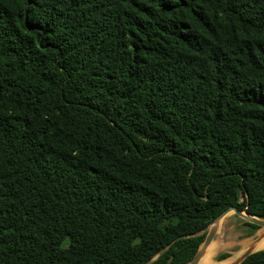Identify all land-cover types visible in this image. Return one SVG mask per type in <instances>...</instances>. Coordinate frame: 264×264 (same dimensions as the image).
Instances as JSON below:
<instances>
[{"label":"trees","instance_id":"trees-1","mask_svg":"<svg viewBox=\"0 0 264 264\" xmlns=\"http://www.w3.org/2000/svg\"><path fill=\"white\" fill-rule=\"evenodd\" d=\"M232 207L264 219V0H0V264H146Z\"/></svg>","mask_w":264,"mask_h":264},{"label":"water","instance_id":"water-1","mask_svg":"<svg viewBox=\"0 0 264 264\" xmlns=\"http://www.w3.org/2000/svg\"><path fill=\"white\" fill-rule=\"evenodd\" d=\"M229 213H234L237 217H239L243 222H247L250 224L256 225L258 228L257 230L250 235L249 237H246V241H249L252 245L246 252L243 254L242 258L235 262L234 264H241L246 258H248L250 255L258 252V251H253V245L262 239H264V219L252 216L250 215L246 210H239L238 208L232 207L229 208L228 210L224 211L220 216H218L205 230L202 232H199L197 234H192V235H187V236H182L178 239L182 238H188V237H193V236H201L206 234L205 241L203 244L200 246L197 254L195 257L187 264H198L203 257L206 249L208 246L211 244V242L214 240L217 231H218V224L220 220L226 216ZM178 239L174 240L172 243L167 245L163 250H161L151 261L147 262L146 264H152L155 260L159 258V256L169 250L172 244H174Z\"/></svg>","mask_w":264,"mask_h":264},{"label":"bare ground","instance_id":"bare-ground-1","mask_svg":"<svg viewBox=\"0 0 264 264\" xmlns=\"http://www.w3.org/2000/svg\"><path fill=\"white\" fill-rule=\"evenodd\" d=\"M232 215L233 213H229L220 220L218 224V234L211 242V244L208 246V248L206 249L203 257L201 258L198 264H234L235 262L240 260L243 254L246 252V250L250 248L252 244L249 243V241L242 242V240L238 241L235 238L236 240H234V242L236 243H234L232 242L233 240L231 237H227L226 227L229 221L232 220L231 219L233 217ZM236 246H240V249L238 251L232 252L231 256L227 259L221 261L218 260V255L221 251L226 249L232 250V248ZM260 250H264V239L253 245V251H260Z\"/></svg>","mask_w":264,"mask_h":264},{"label":"rangeland","instance_id":"rangeland-1","mask_svg":"<svg viewBox=\"0 0 264 264\" xmlns=\"http://www.w3.org/2000/svg\"><path fill=\"white\" fill-rule=\"evenodd\" d=\"M233 217L231 218L232 220L229 221L227 227H226V231H227V237H231L232 238V242H234V240H242V242L246 241V233L248 228L246 226H244V222L243 220H241L239 217H237L234 213L232 215ZM231 224V225H230ZM235 226V227H234ZM233 227V228H232ZM231 229V230H230ZM218 234V231H217ZM216 234V235H217ZM232 234V235H231ZM229 235V236H228ZM216 237V236H215ZM236 238V239H235ZM236 243V242H234ZM240 249V246H236L234 248H232V250H223L219 253L218 255V259L220 258V256L224 255V254H228L229 257L231 256L232 252H236ZM262 251V250H260ZM228 257V258H229ZM227 259V258H226Z\"/></svg>","mask_w":264,"mask_h":264}]
</instances>
